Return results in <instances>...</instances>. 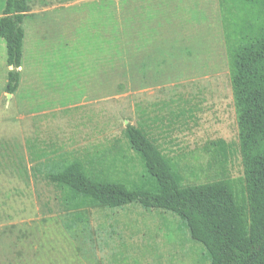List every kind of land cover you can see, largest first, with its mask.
I'll return each instance as SVG.
<instances>
[{"label":"rangeland","instance_id":"obj_1","mask_svg":"<svg viewBox=\"0 0 264 264\" xmlns=\"http://www.w3.org/2000/svg\"><path fill=\"white\" fill-rule=\"evenodd\" d=\"M22 27L13 94L0 39V264H210L176 216L64 208L47 175L78 160L103 180L144 182L124 130L158 117L147 130L185 185L230 178L240 194L219 0H29ZM218 139L231 147L224 172L205 152Z\"/></svg>","mask_w":264,"mask_h":264},{"label":"trees","instance_id":"obj_2","mask_svg":"<svg viewBox=\"0 0 264 264\" xmlns=\"http://www.w3.org/2000/svg\"><path fill=\"white\" fill-rule=\"evenodd\" d=\"M29 0H5L0 39L5 43L6 93L20 83L24 30ZM238 128L243 184L230 178L184 185L176 161L163 155L146 133L127 124L124 135L140 157L146 178L131 187L90 175L76 160L49 170L48 181L61 191L60 204L74 209L109 210L136 204L168 212L184 224L190 239L203 246L210 264H264V0H219ZM208 148V150H207ZM230 144L218 139L205 152L226 170Z\"/></svg>","mask_w":264,"mask_h":264},{"label":"crops","instance_id":"obj_3","mask_svg":"<svg viewBox=\"0 0 264 264\" xmlns=\"http://www.w3.org/2000/svg\"><path fill=\"white\" fill-rule=\"evenodd\" d=\"M5 48V47H4ZM20 69V68H19ZM19 85H20V83H19ZM158 122H160V119L158 118V117H156L155 119H153V120H150V121H148V123H154V124H159ZM151 124L150 125H144V124H136V125H134V126H136V127H138V128H140V129H142L145 133H146V135H147V137L150 139V140H152L153 141V143L156 145V147L160 150V148L158 147V145H157V142H156V139H154V138H152L151 137V134L149 133V131L147 130V128L149 127L150 128V126H151ZM160 152L163 154V155H165L161 150H160ZM165 156H167V155H165ZM167 157H169V156H167ZM184 184V183H183ZM185 185V184H184ZM127 206V205H126Z\"/></svg>","mask_w":264,"mask_h":264}]
</instances>
